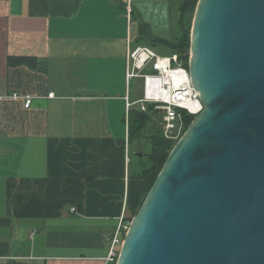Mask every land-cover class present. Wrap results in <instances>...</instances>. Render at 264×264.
<instances>
[{"label": "crops", "instance_id": "1", "mask_svg": "<svg viewBox=\"0 0 264 264\" xmlns=\"http://www.w3.org/2000/svg\"><path fill=\"white\" fill-rule=\"evenodd\" d=\"M173 8L0 0V264H107L109 241L140 198L129 113L143 89L129 88L127 42L139 20L173 38ZM20 57L46 73L7 65Z\"/></svg>", "mask_w": 264, "mask_h": 264}, {"label": "water", "instance_id": "2", "mask_svg": "<svg viewBox=\"0 0 264 264\" xmlns=\"http://www.w3.org/2000/svg\"><path fill=\"white\" fill-rule=\"evenodd\" d=\"M187 55L203 109L115 264H264V0H198Z\"/></svg>", "mask_w": 264, "mask_h": 264}, {"label": "built area", "instance_id": "3", "mask_svg": "<svg viewBox=\"0 0 264 264\" xmlns=\"http://www.w3.org/2000/svg\"><path fill=\"white\" fill-rule=\"evenodd\" d=\"M126 76L128 80L142 81L141 111L145 110V104H152L156 112L162 110L159 124L167 139L173 140L175 132L181 128L182 113L195 117L203 109L199 94L191 84L188 69L176 54L162 55L148 46H135L128 40ZM30 104L31 100L25 99L24 107L28 108ZM129 225L130 222L122 220L116 234L110 239L105 260L107 264L115 263Z\"/></svg>", "mask_w": 264, "mask_h": 264}, {"label": "trees", "instance_id": "4", "mask_svg": "<svg viewBox=\"0 0 264 264\" xmlns=\"http://www.w3.org/2000/svg\"><path fill=\"white\" fill-rule=\"evenodd\" d=\"M174 7V12L178 14L176 20L177 33L171 39L160 38L152 34L149 25L139 20V35L136 45L148 46L162 55L176 54L185 67H188V53L190 49V29L196 4L198 0H170ZM179 2V4L177 2ZM177 3V5H176ZM176 5V7H175ZM8 66L24 65L30 70L46 73L42 62L34 57L8 58ZM159 114L152 104H145V110H131L129 113V138L131 141L139 140L140 134L147 124L152 122V118ZM194 116L182 113L184 125H189ZM160 121V119H159ZM187 129V128H186ZM153 135L150 137V149L147 153L135 152L130 161L132 172L130 177L139 181V203L132 216L126 218V222H131L132 217L137 213L145 196L154 183L161 170L169 152L175 145L174 140L163 136L159 122L154 125ZM185 132V131H184ZM115 264V263H111Z\"/></svg>", "mask_w": 264, "mask_h": 264}, {"label": "rangeland", "instance_id": "5", "mask_svg": "<svg viewBox=\"0 0 264 264\" xmlns=\"http://www.w3.org/2000/svg\"><path fill=\"white\" fill-rule=\"evenodd\" d=\"M177 2V1H176ZM179 4V2H177ZM176 3V5H177ZM175 5V7H176ZM175 18L177 20L178 18V14L175 13ZM171 37V36H170ZM129 88L130 90H136V92H138V97H142V81L140 79H131L130 83H129ZM160 119V115L155 116V118H152V122H150L149 124H147L145 126V128L143 129V131L140 134V138L138 141L133 140L132 144H130V147L132 146V152H140V153H147L149 152L150 149V137L153 135L154 131V125H157L158 121ZM188 127L184 125V122L181 126V128L175 132V138L174 143H176L178 141V139L182 136V134L184 133V131L186 130V128Z\"/></svg>", "mask_w": 264, "mask_h": 264}]
</instances>
